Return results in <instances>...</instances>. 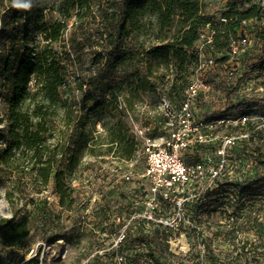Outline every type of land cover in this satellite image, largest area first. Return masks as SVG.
<instances>
[{
  "label": "trees",
  "instance_id": "trees-1",
  "mask_svg": "<svg viewBox=\"0 0 264 264\" xmlns=\"http://www.w3.org/2000/svg\"><path fill=\"white\" fill-rule=\"evenodd\" d=\"M218 1H225L222 17L228 23L215 25L223 34L216 38L217 47L223 48L221 40L228 32L252 19L264 57V7L252 0H122L121 7L114 0H16L18 7L13 0H0V93L5 110L0 176L16 191L23 180L36 194L52 185L62 211L72 210V176H82L79 169L87 157L122 162L132 160L137 150L124 121L104 125V135L95 136L98 121H90V114L105 108L119 117L118 97L124 90L129 96L123 110L133 113L139 93L154 91L147 77L160 69L161 79L176 71L169 93L179 97L194 61L187 50L201 27L215 19L203 12ZM152 26L156 43L145 47L124 42L145 37ZM84 50L91 53L94 70L85 75L71 72L76 62L70 52ZM139 55L151 58L146 77L134 69ZM6 196L13 206L15 193L7 191ZM16 218L17 213L0 217V264H11L2 252L20 249L31 234L28 217ZM20 264L40 261L33 256Z\"/></svg>",
  "mask_w": 264,
  "mask_h": 264
},
{
  "label": "built area",
  "instance_id": "built-area-1",
  "mask_svg": "<svg viewBox=\"0 0 264 264\" xmlns=\"http://www.w3.org/2000/svg\"><path fill=\"white\" fill-rule=\"evenodd\" d=\"M226 23L199 30L180 96L130 126L141 172L82 179L95 191L72 208L91 235L81 264H251L233 235L264 200V57L252 19L217 47Z\"/></svg>",
  "mask_w": 264,
  "mask_h": 264
},
{
  "label": "rangeland",
  "instance_id": "rangeland-1",
  "mask_svg": "<svg viewBox=\"0 0 264 264\" xmlns=\"http://www.w3.org/2000/svg\"><path fill=\"white\" fill-rule=\"evenodd\" d=\"M114 1L121 7L122 0ZM7 4L8 2L6 1L5 5ZM225 6V1L211 2L203 12V15L219 19ZM147 19L152 20L153 18L148 17ZM250 23L252 22L250 21ZM250 23L246 24V30L249 29ZM156 36L157 30L152 26L145 37L132 41L128 39L124 42L127 45L133 44L136 46L143 43L146 47L157 42ZM65 40H67V35ZM70 53L76 62L74 68H70L71 72L76 71L80 75H85L94 70V66L89 63L92 58L90 52L84 50L82 53L79 51H71ZM137 59L138 62L134 65V69H137L140 75L146 77V63L151 58H144L142 55H139ZM117 71L121 80L125 81L124 69L119 68ZM163 71L160 69L157 72H153L151 77H147L150 84L154 85V91H141L139 93L138 97L134 100L135 111L133 113L129 114L123 110L125 107L123 104L124 100L129 96L125 90L118 97V111L121 112L119 117L114 118L109 115L105 108L101 109V113H96V110L92 112L90 114V121H98L96 124L97 132L94 135H104V125L110 126L118 119L124 121L129 127L132 123L142 124L146 122L149 114H154V109L160 98L168 99L170 97L169 88L176 71L174 73L173 70L169 71V74L161 79L159 76ZM123 87H125V84ZM4 111L2 94L0 93V150L4 146L5 140ZM141 113L143 114L141 115ZM142 166L143 159L138 154L134 155L130 164L124 166L126 168H121L122 162L113 157H87L79 169L83 170L82 176L79 179L76 175L72 176L71 185L75 191L73 198L78 204L84 203V196L78 195L83 192L89 193L95 191L94 188L86 187V181L82 180L83 178L105 176L112 179L123 174H138L141 172ZM16 189L9 181L0 176V217L12 218L15 213H17L16 220H19L22 216L28 217L31 225V234L20 249H5L2 252V255L6 256V263L20 264L22 260L35 256L39 259L40 264H81L87 248H90L91 239L90 233L83 231L77 225V217L81 215L82 210L62 211L59 205V198L55 194L52 185H49L41 193L36 194L32 190L30 182L23 180L20 181L17 191ZM108 189L110 190V188ZM7 191L14 192L16 195L13 206L7 200ZM49 211L53 215L52 217ZM236 237L239 242L237 244L234 240V245L236 244V248L242 251V255L246 259H249L251 264H264V200L250 201L249 227L247 230L235 233L233 238L235 239ZM241 241L245 245H241Z\"/></svg>",
  "mask_w": 264,
  "mask_h": 264
},
{
  "label": "clouds",
  "instance_id": "clouds-1",
  "mask_svg": "<svg viewBox=\"0 0 264 264\" xmlns=\"http://www.w3.org/2000/svg\"><path fill=\"white\" fill-rule=\"evenodd\" d=\"M14 6H17V7L19 6L18 4L15 3V0H14ZM25 7H27V5H25Z\"/></svg>",
  "mask_w": 264,
  "mask_h": 264
}]
</instances>
